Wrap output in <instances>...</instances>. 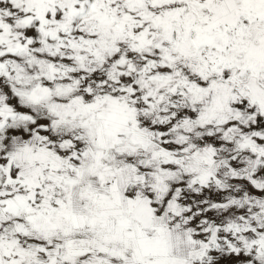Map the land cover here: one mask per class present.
I'll list each match as a JSON object with an SVG mask.
<instances>
[{
	"label": "snow or ice",
	"instance_id": "snow-or-ice-1",
	"mask_svg": "<svg viewBox=\"0 0 264 264\" xmlns=\"http://www.w3.org/2000/svg\"><path fill=\"white\" fill-rule=\"evenodd\" d=\"M0 264H264V0H0Z\"/></svg>",
	"mask_w": 264,
	"mask_h": 264
}]
</instances>
